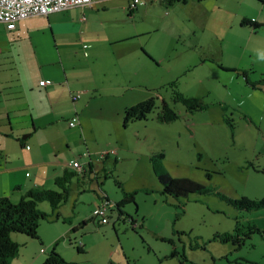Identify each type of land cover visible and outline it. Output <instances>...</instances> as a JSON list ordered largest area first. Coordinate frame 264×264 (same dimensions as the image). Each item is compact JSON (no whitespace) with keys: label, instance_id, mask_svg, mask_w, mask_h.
Instances as JSON below:
<instances>
[{"label":"rangeland","instance_id":"374dc122","mask_svg":"<svg viewBox=\"0 0 264 264\" xmlns=\"http://www.w3.org/2000/svg\"><path fill=\"white\" fill-rule=\"evenodd\" d=\"M112 1L86 14L87 27L70 43L73 51H104L106 61L109 88L82 94L81 105L70 101L80 118L85 113L70 150L92 171L71 179L56 212L47 201L38 204L49 215L38 239L11 234L20 249L9 264H43L53 250L62 264H264V236L256 230L264 229V208L244 210L225 199L264 197V61L257 58L264 26L240 25L242 18L264 25V2L156 1L130 13L126 1ZM172 82L207 108L188 112L173 102ZM145 101L153 102L146 119L125 123L124 109ZM163 101L177 120L157 118ZM68 111L67 104L61 113ZM110 150L116 153L101 156ZM155 166L207 192L166 195ZM124 194L134 201L121 204ZM106 198L102 220L93 211ZM225 233L240 240L217 236Z\"/></svg>","mask_w":264,"mask_h":264},{"label":"crops","instance_id":"0c3cea01","mask_svg":"<svg viewBox=\"0 0 264 264\" xmlns=\"http://www.w3.org/2000/svg\"><path fill=\"white\" fill-rule=\"evenodd\" d=\"M123 1L129 10L128 0ZM112 2L93 0L89 7L29 17L11 31L0 23V198L17 203L30 190L56 189L55 179L66 173L80 182L92 171L89 163L81 174L69 166L78 159L68 139L85 125V113L81 121L71 103L81 105L87 96L74 102L72 95L109 88L106 61L104 51H73L77 46L70 43L87 27L86 14L95 16ZM74 12L79 19L71 16ZM67 104L69 111L61 113ZM74 116L79 123L71 128Z\"/></svg>","mask_w":264,"mask_h":264},{"label":"trees","instance_id":"16d2710c","mask_svg":"<svg viewBox=\"0 0 264 264\" xmlns=\"http://www.w3.org/2000/svg\"><path fill=\"white\" fill-rule=\"evenodd\" d=\"M180 0H160V3H166L171 6L178 3ZM261 3L264 0H257ZM241 26H247L256 31L264 26L255 20L249 18H242ZM247 83L255 88V84H251L248 80L247 73L242 72ZM260 82H264V79ZM173 87L172 101L183 104L188 112L203 111L207 108L205 102L196 97H187L178 91L175 82L169 84ZM153 102L145 101L133 107L124 109V122L130 120H143L146 119L147 114L152 110ZM179 114L167 102L163 101L161 111L157 118L163 122H172L179 118ZM163 157V154L159 155ZM158 162H156L157 164ZM91 167V164H88ZM77 173L85 172L86 168L82 171L74 169ZM154 172L160 184L163 187V192L166 195L174 198L185 197L189 194H203L207 192L205 186L187 179V178H173L160 166L154 167ZM264 174V169L260 170ZM75 175L66 173L61 177L55 179L56 189H36L28 191L17 203H13L7 197L0 198V264H9L10 261L17 256L20 245L14 242L11 238L12 233L24 234L32 239H38V226L41 221L48 220V214L38 208V204L47 201L53 212L67 201L70 194V182ZM233 206L244 209H260L264 208V197L261 199H247L241 198L240 200H231L225 198ZM107 198H106V200ZM133 194H124V199L121 204L133 202ZM120 206V204H118ZM59 214H57V218ZM264 236V229H256ZM222 241L238 242L239 238H233L229 233L217 235ZM65 263L63 258L54 250L49 254L43 264H62Z\"/></svg>","mask_w":264,"mask_h":264},{"label":"built area","instance_id":"2783aa9c","mask_svg":"<svg viewBox=\"0 0 264 264\" xmlns=\"http://www.w3.org/2000/svg\"><path fill=\"white\" fill-rule=\"evenodd\" d=\"M154 0H128V8L133 11L138 7L148 5ZM93 0H0V23H3L8 30H13L15 24L19 20H23L33 16H47L52 13L61 12L71 8L89 7ZM86 47V46H84ZM39 85H45V81H40ZM82 93L72 95L73 101H77ZM79 123L78 117H72L68 125L73 128ZM115 150L102 153V157L115 154ZM84 165L79 160L69 164V166L78 171L84 170ZM107 201H103L102 205L93 211V215L100 217L102 220L105 218Z\"/></svg>","mask_w":264,"mask_h":264},{"label":"clouds","instance_id":"9594fccd","mask_svg":"<svg viewBox=\"0 0 264 264\" xmlns=\"http://www.w3.org/2000/svg\"><path fill=\"white\" fill-rule=\"evenodd\" d=\"M257 58L258 60L264 61V52H261Z\"/></svg>","mask_w":264,"mask_h":264}]
</instances>
